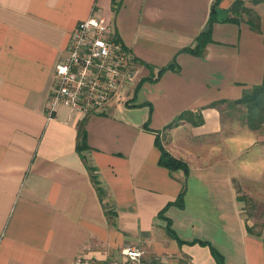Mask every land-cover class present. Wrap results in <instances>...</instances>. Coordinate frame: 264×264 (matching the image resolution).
I'll return each mask as SVG.
<instances>
[{
  "label": "crops",
  "instance_id": "1",
  "mask_svg": "<svg viewBox=\"0 0 264 264\" xmlns=\"http://www.w3.org/2000/svg\"><path fill=\"white\" fill-rule=\"evenodd\" d=\"M244 1L264 21V0ZM233 2L0 0V264L116 257L126 245L217 264L199 240L226 264H264V234L251 228L240 197L248 189L264 204V123L252 129L239 115L224 117L227 102L215 104L264 77V34L246 14L229 20ZM219 7L228 10L222 21ZM93 8L132 51L137 75L102 111L61 106L49 118L55 64ZM214 14L205 52L188 50ZM187 110L203 121L167 127ZM81 123L90 146L82 152ZM157 138L189 173L161 163ZM184 188L180 207L173 202Z\"/></svg>",
  "mask_w": 264,
  "mask_h": 264
},
{
  "label": "built area",
  "instance_id": "2",
  "mask_svg": "<svg viewBox=\"0 0 264 264\" xmlns=\"http://www.w3.org/2000/svg\"><path fill=\"white\" fill-rule=\"evenodd\" d=\"M137 63L130 48L117 36L104 14L80 20L66 53L55 64L56 83L47 104L52 118L59 107L83 114L102 111L112 101H122L125 86L134 81ZM68 264H194L176 257L149 255L135 245L123 246L119 255L99 257L81 253Z\"/></svg>",
  "mask_w": 264,
  "mask_h": 264
},
{
  "label": "trees",
  "instance_id": "3",
  "mask_svg": "<svg viewBox=\"0 0 264 264\" xmlns=\"http://www.w3.org/2000/svg\"><path fill=\"white\" fill-rule=\"evenodd\" d=\"M257 2L259 0H253ZM231 13L229 20L240 22L243 20V15H247V21L251 24V26L264 34V28L262 25V20L260 15L252 8L246 5L244 0H234L233 5L231 7ZM216 18L215 14L213 15V19L209 22L208 28H206L199 36L197 37V43L194 47H189L188 50L203 54L205 52V48L207 44L212 40L211 35V22ZM228 103L229 107H234L236 105L246 106L245 110L240 114V120L246 123L252 129H260L264 123V77L263 81L260 84L253 86L251 89L246 90L241 98L236 100H220L215 102L216 105L221 103ZM199 117V119H195L194 117ZM189 118L193 123L197 124L203 121L201 114L192 112V111H184L177 115L174 120H172L167 127H173L179 123L182 119ZM156 144L161 149V158L160 161L163 165L167 166L170 169H178L182 168L186 173H189V165L188 163L173 155L162 143L160 138H157ZM89 144L87 142L86 130L84 128L83 123H81L79 129V140L77 144V148L80 152L83 149L89 148ZM91 171L93 172V180H95L98 190L102 193V189L99 185V182L96 178V168L90 166ZM178 206L184 207L185 205V188L180 192L175 202ZM170 225V221H169ZM168 231L172 235H176L174 229L168 226ZM203 244L210 245L213 255L217 260V264H226L223 254L209 241L207 240H199Z\"/></svg>",
  "mask_w": 264,
  "mask_h": 264
},
{
  "label": "rangeland",
  "instance_id": "4",
  "mask_svg": "<svg viewBox=\"0 0 264 264\" xmlns=\"http://www.w3.org/2000/svg\"><path fill=\"white\" fill-rule=\"evenodd\" d=\"M262 24L264 28L263 20ZM245 107L246 106L243 105H240V107L236 108L233 107L232 110L229 109L225 113L224 117L227 119H231L233 118V115H240L242 114V111L246 109ZM249 194L250 193L248 189H240V197L243 201V211L247 216V219H249V224H251V228L257 233L264 234V204H258L257 202H259L260 199L252 197L251 194L249 196Z\"/></svg>",
  "mask_w": 264,
  "mask_h": 264
},
{
  "label": "water",
  "instance_id": "5",
  "mask_svg": "<svg viewBox=\"0 0 264 264\" xmlns=\"http://www.w3.org/2000/svg\"><path fill=\"white\" fill-rule=\"evenodd\" d=\"M217 13H218V15H217L218 20L222 21L227 17L228 10L219 7V8H217Z\"/></svg>",
  "mask_w": 264,
  "mask_h": 264
}]
</instances>
